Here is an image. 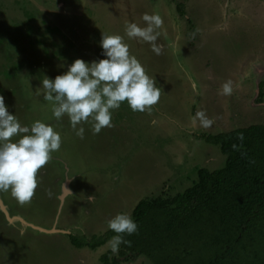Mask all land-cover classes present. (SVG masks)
<instances>
[{
	"label": "rangeland",
	"instance_id": "1",
	"mask_svg": "<svg viewBox=\"0 0 264 264\" xmlns=\"http://www.w3.org/2000/svg\"><path fill=\"white\" fill-rule=\"evenodd\" d=\"M144 13L163 18L160 55L126 36L127 23L146 26ZM102 33L124 36L162 94L150 113L123 102L112 110L113 127L99 134L91 123L78 125L81 139L67 115L54 117L42 81L76 59H105ZM229 79L226 97L220 89ZM262 82L264 0H0V95L22 125L40 120L62 138L38 172L31 203L0 191L8 215L0 210V264H102L111 237L89 248L75 247L70 236H103L109 219L132 212L139 196L170 197L196 179L194 167H221L224 156L202 135L263 123ZM199 110L214 119L210 127L194 122ZM116 259L149 264L140 256Z\"/></svg>",
	"mask_w": 264,
	"mask_h": 264
},
{
	"label": "trees",
	"instance_id": "2",
	"mask_svg": "<svg viewBox=\"0 0 264 264\" xmlns=\"http://www.w3.org/2000/svg\"><path fill=\"white\" fill-rule=\"evenodd\" d=\"M202 137L218 147L223 165L194 167L196 179L170 197L141 198L131 212L138 230L124 236L131 246L121 244L117 255L107 250L102 264L139 256L149 264H264V122ZM114 235L70 238L75 247L95 248Z\"/></svg>",
	"mask_w": 264,
	"mask_h": 264
},
{
	"label": "clouds",
	"instance_id": "3",
	"mask_svg": "<svg viewBox=\"0 0 264 264\" xmlns=\"http://www.w3.org/2000/svg\"><path fill=\"white\" fill-rule=\"evenodd\" d=\"M146 26L129 22L125 33L129 39H139L151 45L152 51L160 55L162 45L157 41L163 18L158 14L144 13ZM195 34H193L194 38ZM100 47L105 59L87 63L76 59L68 70L54 79L45 77L42 81L44 99L53 102L52 112L59 120L67 115L75 134L83 139L85 123L92 124L93 134L104 128L113 127L112 110L127 101L134 112L149 113L160 100L162 90L154 77L146 73L141 62L130 54V46L124 36L102 33ZM233 81L221 85L220 94L231 96ZM194 122L210 127L215 121L204 110L195 113ZM13 137H19L15 141ZM243 140V133L237 134ZM61 135L50 124L40 120L31 126L22 125L16 115L10 114L5 99L0 95V191L11 190V195L23 206L31 203L38 187V172L52 159V153L60 149ZM237 149V145L232 146ZM94 197H88L92 200ZM108 228L115 235L108 241V248L114 255L121 244L131 246L125 235L137 232L138 225L127 212L117 213L109 219Z\"/></svg>",
	"mask_w": 264,
	"mask_h": 264
},
{
	"label": "water",
	"instance_id": "4",
	"mask_svg": "<svg viewBox=\"0 0 264 264\" xmlns=\"http://www.w3.org/2000/svg\"><path fill=\"white\" fill-rule=\"evenodd\" d=\"M64 187H67V181H65V183H64ZM64 191V190H63ZM67 191H68V189H67ZM66 193V192H65ZM0 210H2L5 214H6V208L4 207V205H3V203H2V201L0 200ZM7 215V214H6ZM8 216V215H7ZM7 219L9 220V218L7 217Z\"/></svg>",
	"mask_w": 264,
	"mask_h": 264
},
{
	"label": "crops",
	"instance_id": "5",
	"mask_svg": "<svg viewBox=\"0 0 264 264\" xmlns=\"http://www.w3.org/2000/svg\"><path fill=\"white\" fill-rule=\"evenodd\" d=\"M208 63H209V62H208ZM237 70H238V69H237ZM239 127H240V126H239ZM181 163H182V162H181ZM181 163H180V164H181ZM180 164H179V165H180ZM181 165H182V164H181ZM67 178H68V176L66 175V176H65V179H67ZM67 187H68V189H69V181H68V183H67ZM147 196H148V195H147ZM139 198H140V196L137 198V200H136L135 202H134V200H133L132 204H133L134 206H135V205L137 204V202L141 199V198H140V199H139ZM128 209H129V208H128ZM128 209H127V210H128ZM132 209H133V207H132ZM132 209H131V210H132ZM130 214H131V212H130ZM62 231H63V230H62Z\"/></svg>",
	"mask_w": 264,
	"mask_h": 264
},
{
	"label": "bare ground",
	"instance_id": "6",
	"mask_svg": "<svg viewBox=\"0 0 264 264\" xmlns=\"http://www.w3.org/2000/svg\"><path fill=\"white\" fill-rule=\"evenodd\" d=\"M67 191V190H66Z\"/></svg>",
	"mask_w": 264,
	"mask_h": 264
}]
</instances>
